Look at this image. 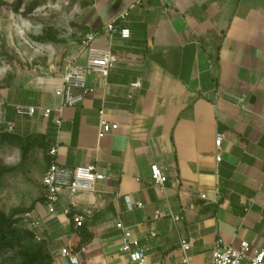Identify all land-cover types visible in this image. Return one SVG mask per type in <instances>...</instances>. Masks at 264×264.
I'll use <instances>...</instances> for the list:
<instances>
[{"label":"crops","instance_id":"0c3cea01","mask_svg":"<svg viewBox=\"0 0 264 264\" xmlns=\"http://www.w3.org/2000/svg\"><path fill=\"white\" fill-rule=\"evenodd\" d=\"M77 15L83 38L96 35L95 46L119 59L108 78L88 75L91 92L63 109L60 126L56 114L21 118L13 107L59 109L63 75L36 78L1 109L9 125L41 137L49 152L57 147L59 165H94L107 178L75 198L61 190L54 215L43 190L34 230L50 254L58 264H70L63 248L80 264H132L119 221L145 264H213L218 242L264 249V0H80ZM112 23L130 39L109 34ZM85 59L82 48L76 64ZM101 110L119 125L103 139ZM153 166L167 176L165 187L154 185ZM183 240L191 241L188 254Z\"/></svg>","mask_w":264,"mask_h":264},{"label":"rangeland","instance_id":"374dc122","mask_svg":"<svg viewBox=\"0 0 264 264\" xmlns=\"http://www.w3.org/2000/svg\"><path fill=\"white\" fill-rule=\"evenodd\" d=\"M80 0H0V264H58L26 222L43 198L49 149L9 125L6 96L64 75L83 48ZM19 93V92H18Z\"/></svg>","mask_w":264,"mask_h":264},{"label":"built area","instance_id":"2783aa9c","mask_svg":"<svg viewBox=\"0 0 264 264\" xmlns=\"http://www.w3.org/2000/svg\"><path fill=\"white\" fill-rule=\"evenodd\" d=\"M146 0H139L143 3ZM121 19H125L123 14ZM107 32L111 35H120L123 40L130 39V32L121 29L118 25L112 23L107 26ZM96 35L88 34L83 41V51L86 53V59L83 65L74 64L66 69L62 80V87L59 88L55 95L61 101L59 109H41L27 105H15L14 112L21 118H34L41 114L46 119L51 118L56 114L55 124L61 125V115L65 108H74L83 104L85 97L91 92V87L88 84V75H98L104 79L108 78L111 71L116 68L119 59L109 49H102L95 46ZM134 89L141 88V82H137L131 86ZM119 125L110 123L106 117L104 110L99 113V132L98 138L117 133ZM223 140L222 135L216 138L215 146L218 150L221 149ZM52 162L43 178L44 204L50 215L56 213L60 203V191H69L72 198L80 192H93L97 183L105 181L106 176L100 171L97 166L89 165L70 169L59 165L56 161L58 148H52L49 152ZM217 162H221V157L217 156ZM152 181L157 187H165L167 176L162 174L158 166L151 168ZM205 198V197H202ZM142 207L141 205H138ZM67 216L72 213L69 209L64 212ZM73 222L78 226H82L84 219L82 216L73 215ZM175 221H180L179 217ZM28 222L34 229L40 224V221L33 214L26 215ZM117 228L122 232V247L121 252L127 254L132 264H145L146 254L140 250L138 244L132 241V232L124 227L119 221ZM181 248L185 254L191 249V241H181ZM252 249L249 243L243 242L238 247H230L218 242L213 252V264H244L249 261V264H264V249L256 251L252 254ZM60 255L67 259L70 264H80L77 254L70 248H63ZM188 262V258H186Z\"/></svg>","mask_w":264,"mask_h":264},{"label":"trees","instance_id":"16d2710c","mask_svg":"<svg viewBox=\"0 0 264 264\" xmlns=\"http://www.w3.org/2000/svg\"><path fill=\"white\" fill-rule=\"evenodd\" d=\"M47 146V145H46ZM48 147V146H47ZM49 148V147H48ZM51 164V163H50ZM50 164H49V166H50ZM49 168V167H48Z\"/></svg>","mask_w":264,"mask_h":264}]
</instances>
